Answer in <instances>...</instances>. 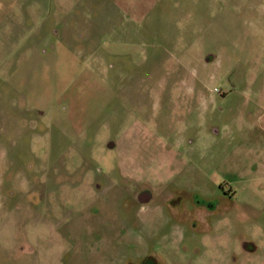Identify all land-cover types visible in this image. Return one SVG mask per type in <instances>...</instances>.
Segmentation results:
<instances>
[{
    "label": "rangeland",
    "instance_id": "rangeland-1",
    "mask_svg": "<svg viewBox=\"0 0 264 264\" xmlns=\"http://www.w3.org/2000/svg\"><path fill=\"white\" fill-rule=\"evenodd\" d=\"M147 255L264 264V0H0V264Z\"/></svg>",
    "mask_w": 264,
    "mask_h": 264
},
{
    "label": "flooded vegetation",
    "instance_id": "flooded-vegetation-1",
    "mask_svg": "<svg viewBox=\"0 0 264 264\" xmlns=\"http://www.w3.org/2000/svg\"><path fill=\"white\" fill-rule=\"evenodd\" d=\"M224 185H226V182H223V181L218 182L217 188L219 189V192H218L219 196H217L214 199V202L212 201V203H210L209 205L206 206L204 204H201L200 206L205 207V208L210 209V210H215L219 205L230 200L232 196L230 195V193L227 190H225ZM145 199H148V197L146 195H145ZM244 250L245 251H253V250H255V246H253L251 244L250 248H249V246L247 244V246H244ZM213 251L215 252L214 248H213ZM140 264H156V261L152 255H147V256H145V258L142 260V262Z\"/></svg>",
    "mask_w": 264,
    "mask_h": 264
}]
</instances>
